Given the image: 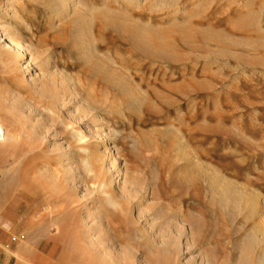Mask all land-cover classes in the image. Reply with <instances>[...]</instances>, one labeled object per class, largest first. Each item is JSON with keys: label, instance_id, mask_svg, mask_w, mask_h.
<instances>
[{"label": "rangeland", "instance_id": "rangeland-1", "mask_svg": "<svg viewBox=\"0 0 264 264\" xmlns=\"http://www.w3.org/2000/svg\"><path fill=\"white\" fill-rule=\"evenodd\" d=\"M141 1L109 3L154 29L174 22L190 24L193 35L224 30L243 43L264 37L239 22L255 16L263 27L264 0ZM48 5L0 0V31L9 27L21 45L31 46L15 69L0 62V122L11 138L0 145V221L15 208L33 213L35 228L57 245L59 264H264V65L245 60L264 51L227 41L236 52L228 55L218 38L170 33L167 42L179 59L165 60L110 29L99 39V56L127 77L135 102L93 74L72 25L62 21L52 29ZM55 88L61 91L53 106ZM77 123L90 155L76 154ZM104 159L127 175L116 172L109 197L93 178V165ZM118 186L134 192L145 186L148 195L135 193L130 205ZM222 187L234 191L237 204L225 207ZM90 210L89 220L99 217L91 223L111 221L104 233L117 248L103 252L89 245L94 233L80 235L84 227L76 222Z\"/></svg>", "mask_w": 264, "mask_h": 264}, {"label": "bare ground", "instance_id": "bare-ground-1", "mask_svg": "<svg viewBox=\"0 0 264 264\" xmlns=\"http://www.w3.org/2000/svg\"><path fill=\"white\" fill-rule=\"evenodd\" d=\"M39 1H41V0H38V3H39ZM47 1L49 3H51L50 7H49V5H48V7L51 8L52 12L54 13V16H52L49 20L50 21L49 25L52 26V29L56 28V27H60V29H61L62 25L60 23L62 21H64V22L66 21L65 24H63L64 22H62V24L65 27H67L68 25H72L75 28V30L74 29L73 30L75 32L74 36H75V40L77 43V50H78L79 54L82 55V58H83V60H85V63L91 65V68L93 70V74L96 76L102 77V78H104V80L106 82H108V83L110 82L111 84L115 85L122 93L129 94L132 97V100H134L135 102H138V98L135 97V95L133 93H131L132 91L133 92L135 91V88H133V86L130 84L127 77L124 74L122 75L121 73H119V70H117L116 68H113L111 63L109 64V62H107L108 61L107 59H103L101 56H99L100 52H98V48H97L99 39L101 37V39H103L105 41L106 33H107L106 31H108L110 29L115 30L116 33L118 34V36H120L119 38L127 40L128 42L133 44V46H135L140 51H142L145 54L150 55L154 58H158V59L175 60L177 57L175 55L173 48H172V45L167 42V40L170 37V35H169L170 33L171 34H181L183 37H186V38H192L193 36H195L197 34H200L202 37H204V39L218 38L222 43L223 42L225 43V44L220 45L221 46V52L225 53V54L227 53L228 55H236V52L231 50L228 47V45H226L227 41L229 43H234L236 45L246 46L249 50L254 51L258 48V49H262L264 51V37H259L258 39H254L252 41L243 43L242 41H240L238 39L236 40L234 38L229 37L224 30L223 31L219 30V31L213 32L212 30H206V29L205 30H199L198 29L199 31L196 30L195 35H193V33L195 31L193 32L190 29V27H191L190 24L179 25V24L174 23V22H173V25H171V27H169V29H165V30L154 29V28L150 27L149 23H142L141 21L134 19L130 12L124 10L122 5H120V4H117L118 6L110 5L111 2L109 3V0H101L100 4H98L94 1H89V0H47ZM249 1H252V0H249ZM126 2H128L130 5L134 4V6H137V5L142 3L141 0H126ZM117 3H119V2H117ZM18 4H20V2ZM160 6L161 7L164 6V8H165V2H162L161 5L158 6V9ZM263 7H264V3L262 6V9H263ZM20 13L21 12L14 9L13 16L19 17L20 21H22L23 17H21L19 15ZM259 19L260 18H257L254 16V17H250L248 19L247 18L241 19V21H239V22L242 23L243 26L245 24L246 25L250 24L251 27L252 26L256 27L257 30L259 32H262V34H263L264 33V26L262 27V25H261L262 21H260ZM63 27H62V29H63ZM0 28H2V27H0ZM60 29L58 30V34L60 31L62 32V30H60ZM63 32L60 33L62 38H63L64 34L66 36V33H63ZM56 34H57V32H56ZM56 34H54V36ZM97 35L99 36V38L97 37ZM17 40L18 39H15L14 32L9 27H4L3 30L0 31V42H2L4 45V46L0 45L1 47L4 48L3 51H0V62L2 64V67L8 68V69L9 68L15 69V67H14L15 64L17 62H19V60L22 57H24L27 52H29L28 54H30L31 46L26 45V44L23 46ZM72 41H73V39H72ZM260 54H261V52H260ZM32 56L30 57L31 59H32ZM245 57H246V59H245L246 62L248 60V62L250 61V63H252V65H254V64L264 65V53H263V55H259V54H256L254 52L252 55L247 54ZM104 58H105V56H104ZM256 65H254V66H256ZM23 80H26V78L24 77ZM65 89H68V87ZM65 89L63 88L64 91H66ZM45 90H46V88H45ZM50 90H52V89H50ZM59 91H61V90L60 89L58 90V88H55V90H53V92H52V97L54 100V104L52 103L53 106L55 105V101H58L57 99H59L58 98L60 96ZM49 96H51V95H49ZM91 98H92V96H91ZM91 101H92L91 104L97 103L96 99H92ZM99 105L101 106V103H99ZM92 107H93V105H92ZM91 111L92 110H90L87 113V115L88 114L90 115L92 113ZM94 119H96V117H94ZM81 123H83V121ZM73 128L78 129L76 132H74L72 134V138H71L72 144L73 143L76 144V147H75L76 154L83 155V154L87 153V155L88 154L90 155V153H92L91 149H88L81 142L85 138L84 137L85 136L84 127L82 126V124L77 123L76 125L73 126ZM10 139L11 138H10V135L8 133L7 128L4 126V124H2L0 122V145H3L4 143L9 141ZM67 152H68V149L64 150L65 154ZM115 161L116 160H114V162ZM108 164H109V162H106L104 159V160H102V162H98V163H95V165H93L94 166L93 167L94 168L93 178L95 180V183L98 185V187H100L99 190H101L102 194L106 197H109L108 193H107V189L111 188V185L114 184V180H115L114 178H115L116 172L118 174L119 173L122 174L123 172L121 173V171H124L123 176H127L125 174V170L123 168H121L122 166H120V168H118L117 170H113L114 166L111 164H110V166H108ZM60 165L62 167H64V164L61 163ZM69 170L71 172L72 167H70ZM59 172H57V175ZM56 178H54L56 181H58V182L61 181L62 173H59L58 177H56ZM74 180H75V177L71 176V177H69V179H66L65 181L70 184V182H73ZM209 181L213 186L215 185V177L209 178ZM125 184H128V183H125ZM117 188L121 189L120 186H118ZM122 188H125V187H122ZM138 189H139V191H135V192L129 191V190L123 191L121 189L122 190L121 192H123V195H125L127 197V199H126V202H128L127 204L132 205L131 201H129V200L134 199V197L136 195L135 193L143 192V197H146L148 195V188L147 187L141 186ZM219 191H220L219 192L220 199H221V201L224 202L225 207L226 206L227 207L232 206V205L238 203L237 202V200H239L238 196L234 193V191L232 189H229L228 187H222ZM139 202H140V200L138 201V203ZM125 209H127V211H129V207L127 208V207H124V205H123V210H125ZM90 216H92L91 210L87 211L85 213L81 223L76 222V227H78V226L81 228L84 227L82 232L80 233V235L83 236L85 233L84 231H86L88 234H91V236H93V233H94V236H95V234L99 235L100 237L95 236V238L93 236V238H91L89 240L90 241L89 245L90 246L92 245L91 247H94V248H98V247L102 248L103 252L105 250H108V249L117 248V245L115 243H113L112 241H110L109 237L107 235H105V233H104L105 228H106V231L111 229V226H112L111 221L107 219L108 221H107L106 225L101 220H100V222H96V224H94V222L91 223L92 220H95V219L98 220L99 217H93L92 219H90L91 220L90 221L89 220ZM262 217H263V221H264V215ZM81 228H80V231H81Z\"/></svg>", "mask_w": 264, "mask_h": 264}, {"label": "crops", "instance_id": "crops-1", "mask_svg": "<svg viewBox=\"0 0 264 264\" xmlns=\"http://www.w3.org/2000/svg\"><path fill=\"white\" fill-rule=\"evenodd\" d=\"M19 210L0 221V264H59L57 245L35 228L33 213Z\"/></svg>", "mask_w": 264, "mask_h": 264}]
</instances>
